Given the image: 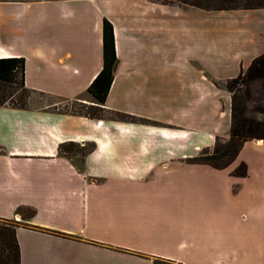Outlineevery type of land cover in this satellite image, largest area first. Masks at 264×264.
<instances>
[{
  "label": "crops",
  "instance_id": "obj_1",
  "mask_svg": "<svg viewBox=\"0 0 264 264\" xmlns=\"http://www.w3.org/2000/svg\"><path fill=\"white\" fill-rule=\"evenodd\" d=\"M104 19L117 56L104 107L153 122L0 106V219L19 221L20 264H264V140L224 168L192 161L229 135L225 82L264 53V7L0 0V58H25L31 90L93 103ZM69 142L93 148L77 163Z\"/></svg>",
  "mask_w": 264,
  "mask_h": 264
},
{
  "label": "trees",
  "instance_id": "obj_2",
  "mask_svg": "<svg viewBox=\"0 0 264 264\" xmlns=\"http://www.w3.org/2000/svg\"><path fill=\"white\" fill-rule=\"evenodd\" d=\"M163 3L174 4L167 0H154ZM186 2V0H180ZM264 7V3L256 6ZM248 7V8H256ZM202 9H206L200 7ZM245 8V9H248ZM224 9V8H219ZM117 56L115 50V39L112 23L104 19L103 21V67L88 87V92L95 98L90 105H82L71 113L92 118H113L128 121L140 120L142 122H153L148 119L137 118L134 115L110 110L111 117H105L100 111L105 109L104 104L113 79V72L116 66ZM264 78V53L253 59L251 64L242 70L236 77L226 80L225 87L232 95V116L231 128L228 137H217L212 148L203 149L198 156L192 159L193 162L209 164L213 167L224 168L228 166L237 156L243 144L252 139L264 140V119L249 116L243 113V105L238 103L236 90H241L237 84L244 80ZM31 92H36L25 85V58L24 57H4L0 58V106L9 105L16 108H27L28 97ZM39 93V92H37ZM43 94V93H41ZM60 112V111H59ZM221 140L223 142L221 143ZM86 145H79L74 142L60 145V152L67 156H72L71 151L76 148L82 155V159L93 146L85 150ZM81 159V161H82ZM247 174L246 163H240L233 171L235 176H245ZM27 213L23 217L35 215V209L31 207H19L17 213ZM5 220V219H0ZM9 220V219H7ZM167 263L175 264L171 261L156 260L154 264ZM0 264H20V247L16 237V224L0 222Z\"/></svg>",
  "mask_w": 264,
  "mask_h": 264
},
{
  "label": "rangeland",
  "instance_id": "obj_3",
  "mask_svg": "<svg viewBox=\"0 0 264 264\" xmlns=\"http://www.w3.org/2000/svg\"><path fill=\"white\" fill-rule=\"evenodd\" d=\"M172 1L174 4H180L186 7L194 8H206V10H220L219 8H224L225 10L243 9L248 7H256L262 3L264 0H186V2H181L180 0H167ZM239 90H236L238 96V103L243 105V113L249 116H255L259 119H264V78L249 79L247 81H240L237 84ZM91 96H83L79 99H61L58 97L41 94L37 92H31L28 97V104L30 103L34 106L42 107L46 105H52L51 109L60 112H73L79 108H84L82 105H90ZM92 100V99H91ZM82 110H85L82 109ZM100 114L105 117H111L113 113L107 108L100 111ZM223 140H221V143ZM90 146L86 145L85 150ZM71 155L75 158L77 163L81 162L82 155L79 154L75 149L71 151ZM19 215L25 216L27 213L21 212ZM18 215V216H19ZM20 218V217H19ZM3 223L16 224L19 222L17 219L12 220H0ZM167 264V263H159Z\"/></svg>",
  "mask_w": 264,
  "mask_h": 264
},
{
  "label": "built area",
  "instance_id": "obj_4",
  "mask_svg": "<svg viewBox=\"0 0 264 264\" xmlns=\"http://www.w3.org/2000/svg\"><path fill=\"white\" fill-rule=\"evenodd\" d=\"M17 218L19 219V216Z\"/></svg>",
  "mask_w": 264,
  "mask_h": 264
}]
</instances>
